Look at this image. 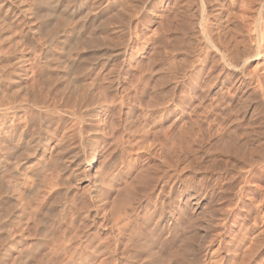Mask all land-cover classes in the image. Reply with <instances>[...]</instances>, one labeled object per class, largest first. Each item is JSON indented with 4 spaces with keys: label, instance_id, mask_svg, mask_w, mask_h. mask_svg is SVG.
<instances>
[{
    "label": "rangeland",
    "instance_id": "374dc122",
    "mask_svg": "<svg viewBox=\"0 0 264 264\" xmlns=\"http://www.w3.org/2000/svg\"><path fill=\"white\" fill-rule=\"evenodd\" d=\"M72 1L0 0V264H264V0Z\"/></svg>",
    "mask_w": 264,
    "mask_h": 264
},
{
    "label": "bare ground",
    "instance_id": "6f19581e",
    "mask_svg": "<svg viewBox=\"0 0 264 264\" xmlns=\"http://www.w3.org/2000/svg\"><path fill=\"white\" fill-rule=\"evenodd\" d=\"M74 1V0H73ZM72 1V2H73ZM197 1V0H196ZM66 6L64 5V8H65ZM68 7V6H67ZM67 9V8H66ZM221 11H223V10H221ZM223 13V12H222ZM264 13V12H263ZM220 14V13H219ZM224 14V13H223ZM257 15V14H256ZM220 16V15H219ZM218 16V17H219ZM224 16V15H223ZM229 16V15H228ZM235 17V16H234ZM243 17H244V15H243ZM219 19V18H218ZM229 19V18H228ZM255 19V18H254ZM262 19H264L263 18V16H262ZM261 19V20H262ZM230 20V19H229ZM221 22V21H220ZM219 22V23H220ZM260 24H261V21L259 22ZM264 23V22H263ZM263 23H262V25L261 26H263V28L262 29H259L260 30V33H259V36H260V38H262V37H264V25H263ZM221 24V23H220ZM251 25V24H250ZM220 26V25H219ZM260 26V27H261ZM205 27V26H204ZM223 27V26H222ZM54 28V27H53ZM222 29V28H221ZM203 33V32H202ZM252 38V37H251ZM88 39V38H87ZM215 39V38H214ZM207 40V39H206ZM210 41V40H209ZM264 41V40H263ZM213 43V42H212ZM247 43V42H246ZM93 44V43H92ZM260 44H261V41H260ZM258 46V45H257ZM253 47H255V46H253ZM238 48H236V50H237ZM230 50H232L233 51V49H230ZM261 50H262V46L260 45L258 48H257V51L255 52V57H258L259 55H260V52H261ZM232 51H231V53H232ZM239 51V50H238ZM235 52V51H234ZM72 53H73V51H72ZM237 53V52H236ZM245 53V52H244ZM243 53V54H244ZM229 54V53H228ZM228 54H227V56H228ZM232 55V54H231ZM234 55V54H233ZM244 56V55H243ZM254 56V55H253ZM246 57V56H245ZM223 59L227 62V63H229L231 66L230 67H232L233 66V69L235 68V69H237V71H238V68H239V66H238V64L237 63H234V62H232V60L231 59H233V58H231V59H229L228 57H226V56H223ZM248 59H249V57L247 58V59H245V64H246V61H248ZM234 60H235V58H234ZM225 62V63H226ZM243 62V61H242ZM62 64V63H61ZM244 64V65H245ZM227 67H229L228 65H227ZM222 68H223V66H222ZM79 76V75H78ZM27 78V77H26ZM55 80V79H54ZM62 81V80H61ZM108 81V80H107ZM32 83V82H31ZM71 84H73V88L76 86L75 85V83H71ZM118 85V84H117ZM70 87V86H69ZM76 88V87H75ZM26 89V88H25ZM40 90V89H39ZM50 91V90H49ZM39 96V95H38ZM81 96V95H80ZM26 99V98H25ZM54 100V99H53ZM21 102V101H20ZM119 102V101H118ZM23 103V102H22ZM19 104V103H18ZM39 105V104H38ZM139 105V104H138ZM11 107H12V105H11ZM29 107V106H28ZM48 108V107H47ZM10 109V108H9ZM56 109V108H55ZM59 110V109H58ZM147 110V109H146ZM82 111V110H81ZM202 111V110H201ZM51 112V111H50ZM204 112V111H203ZM55 113V112H54ZM74 113V112H73ZM117 113V112H116ZM62 115V114H61ZM74 115V118L75 119H77V120H79V121H82V119L83 118H81L82 117V115L80 116L79 114L77 115L76 113H74L73 114ZM71 116V115H70ZM112 122V121H111ZM143 124V123H142ZM145 125V124H144ZM21 128V127H20ZM116 128V127H115ZM118 128V127H117ZM85 129V128H84ZM92 129V128H91ZM139 129V128H138ZM81 131H79L80 133V135L83 137V134H84V132H83V128H81L80 129ZM115 130V129H114ZM119 130V129H118ZM139 131V130H138ZM130 132V131H129ZM13 133V132H12ZM66 133V132H65ZM83 133V134H82ZM67 134V133H66ZM70 134V133H69ZM258 134V133H257ZM131 136V135H130ZM41 140V139H40ZM38 141V142H36V144L35 145H37V147L40 145V142L41 141ZM85 142V141H84ZM43 144V143H42ZM84 144V143H83ZM47 146V145H46ZM79 146V145H78ZM260 146V145H259ZM40 147V146H39ZM248 147V146H247ZM42 148V147H41ZM259 148V147H258ZM257 149V148H256ZM257 152V151H256ZM83 156V155H82ZM256 159V158H255ZM47 161V160H46ZM63 164V163H62ZM17 166V165H16ZM26 167V166H25ZM30 168V167H29ZM24 170V169H23ZM61 170V169H60ZM29 175V174H28ZM56 175V174H55ZM163 176V175H162ZM34 177V176H33ZM20 179V178H19ZM3 180V179H2ZM11 180V179H10ZM47 183H48V181H47ZM161 183H162V188H160V190L161 191H163V189H164V186H165V184H166V178H165V176L163 177V179L161 180ZM33 185V184H32ZM58 185V184H57ZM8 186V185H7ZM71 186V185H70ZM49 187V186H48ZM38 188V187H37ZM57 189V188H56ZM20 191V190H19ZM161 191L159 192V193H161ZM38 193H39V191H38ZM2 197V196H1ZM202 197V196H201ZM201 197L199 198V196L198 197H196V195L194 196V198H192L191 199V201H192V205H196V207H199V205H201V203H202V199H201ZM17 199V198H16ZM20 199V198H19ZM34 199V198H33ZM94 203V202H93ZM128 205V204H127ZM136 205V204H135ZM191 205V206H192ZM169 207V206H168ZM196 207H194V208H196ZM189 208V207H188ZM200 208V207H199ZM133 209V208H132ZM71 210H72V208H71ZM202 210V209H201ZM200 210V211H201ZM177 208H172V209H166V210H162V212H159L160 213V215L155 219H152V218H144L143 219V224H149L150 223V220L152 219V225L154 224V220H156V222H155V225H154V231L155 232H158V231H162L164 228H166V227H169V226H172V225H174V224H177L178 222V218H176V214H177ZM195 211V210H194ZM125 212V211H124ZM195 212H198V211H195ZM200 213V212H199ZM198 213V214H199ZM121 214V213H120ZM127 214V213H126ZM119 217V216H118ZM150 217V216H149ZM178 217V216H177ZM121 218V217H120ZM77 220V219H76ZM122 220V219H121ZM124 220V219H123ZM120 222V221H119ZM127 222V221H126ZM135 222V221H134ZM39 224V223H38ZM72 224V223H71ZM40 225V224H39ZM145 226H147V225H145ZM36 228V227H35ZM135 228H137V227H135ZM147 228V227H146ZM103 229V228H102ZM134 230H136V229H133V232H134ZM80 231V230H79ZM18 235V234H17ZM118 235V234H117ZM69 236V235H68ZM65 239V238H64ZM67 241V240H66ZM123 241V240H122ZM118 242H116L114 245H115V250H113V253H114V258H113V256H112V258L114 259V263H118V264H121L122 263V260H123V258L121 257L122 256V251L121 250H123L121 247H120V244H123V243H118ZM130 243V242H129ZM129 243L128 244H125L124 246H126V247H130V246H132V247H135L136 248V246L137 247H141V248H145V243H134V245H132V244H130L129 245ZM67 245V244H66ZM24 247V246H23ZM124 248V247H123ZM139 249V248H138ZM140 253V252H139ZM132 254V253H131ZM138 258V256H133L132 257V259L129 261L128 260V262H127V264H136L135 262H136V259ZM138 260V259H137Z\"/></svg>",
    "mask_w": 264,
    "mask_h": 264
}]
</instances>
